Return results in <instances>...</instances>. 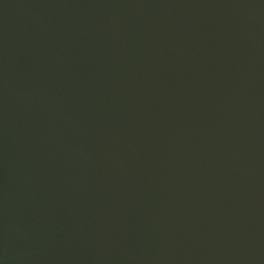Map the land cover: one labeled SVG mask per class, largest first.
Masks as SVG:
<instances>
[{"label": "water", "instance_id": "1", "mask_svg": "<svg viewBox=\"0 0 264 264\" xmlns=\"http://www.w3.org/2000/svg\"><path fill=\"white\" fill-rule=\"evenodd\" d=\"M0 264H264V0H0Z\"/></svg>", "mask_w": 264, "mask_h": 264}]
</instances>
